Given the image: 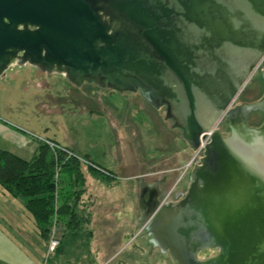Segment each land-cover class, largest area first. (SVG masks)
<instances>
[{"label": "water", "instance_id": "obj_1", "mask_svg": "<svg viewBox=\"0 0 264 264\" xmlns=\"http://www.w3.org/2000/svg\"><path fill=\"white\" fill-rule=\"evenodd\" d=\"M263 57L264 0H0V78L28 64L138 92L193 151L226 114L229 134L213 131L175 202L140 184L148 242L176 264H264V122L245 121L264 114V88L227 110Z\"/></svg>", "mask_w": 264, "mask_h": 264}, {"label": "rangeland", "instance_id": "obj_2", "mask_svg": "<svg viewBox=\"0 0 264 264\" xmlns=\"http://www.w3.org/2000/svg\"><path fill=\"white\" fill-rule=\"evenodd\" d=\"M20 69V66L13 65L6 71L11 78L13 77L14 81L17 80L15 82L17 83V85L15 84V87L9 82L0 83V110L6 112L5 114H8V116H11L13 111L20 115V119L24 123H20V125L23 124L28 126L25 128L29 129L27 132L32 138L47 137L43 133L44 131L40 130L41 126L44 124L47 126L51 125L49 132L47 133L48 136H53L54 133H58L57 136L60 137V135L63 136V134L67 135V132H64L63 130L64 128H71V130L75 129L79 134H76L75 137L78 139L80 148H86L88 152L92 153L94 157L99 160V162L105 165L103 166L100 164L101 166L105 168L110 166L117 170V173L113 171L118 176L114 182H124L123 177H121L123 176V173L117 167L122 165V162L124 163L126 159L131 161L134 156L142 155L145 157L146 154L147 157H149L152 153L153 155L151 158L157 157L155 156L156 150L154 148L156 142L162 143V139L163 147L166 149L165 152L176 149L179 146L182 147V150L184 149V139L182 138L180 131L169 129L167 121L163 124L159 118V125L164 127V134L162 135L158 130V128L161 129V126L154 125L152 119L146 112L138 109H130L134 118L133 124L140 128L141 135L139 138L133 139V142L130 143V147L122 150L117 146L115 133L107 124H105L104 118L99 117L98 113L82 110L81 106L76 107L74 102L76 98L74 91L68 93L65 91L64 83L66 84V82L64 79H60L57 74L53 75V78L49 81L51 88L48 90V93H51L53 98L49 99L44 94L36 93V88L31 81L26 85L24 80H21L23 79L22 77H25L26 73H29V69L25 71ZM258 72H260V69L255 72L257 73V76L260 75ZM257 79L261 88L260 91L256 90V93L259 94L260 92V94H262L263 80H261L260 77ZM248 82L250 83V81ZM254 93L248 92L244 95L241 94V99H251L255 96ZM260 94L257 96H260ZM33 95H35L34 98ZM13 98H18V100L15 101V105H12ZM42 98L43 105L50 107L53 113L49 114L46 109L41 108L40 103ZM112 99L117 103L123 101V98L119 97L117 94L112 97ZM137 99L141 100L143 98L137 96ZM86 105L90 106L88 103ZM60 108L63 110V113L58 115L56 110ZM150 109L153 108L151 107ZM149 112L154 113L153 110H149ZM260 115L261 114H259L258 120L251 117L248 123L257 125V122L259 121L258 125L261 124L263 118H261ZM160 117L163 118L164 113H162ZM50 119H55L57 121L56 127L53 126V124H50ZM225 127L220 130L223 135H227L229 132L228 128ZM193 156L194 152L186 149L185 157L178 159L180 160L178 162L180 165V167H178L179 177L172 186L174 187L173 192L188 190V184L190 183L188 177L189 172L187 173L186 171L183 174V170L185 163ZM135 167L136 166H132L131 168ZM168 189L165 187L166 191ZM131 196L127 193V205L132 202L131 213H124V211L121 210L115 214L117 218L115 220L99 219L95 221L94 219V222L91 224H89V222L88 224L81 225L76 231L75 236L66 231L63 224L56 222L51 227L50 239L48 241L43 240L35 225L34 218L24 207H22L23 212L20 220L21 227L27 230L28 233V236L24 238L29 239L32 245L38 246L41 252L35 255L32 253L36 257L37 263L104 264L106 260H110L111 264H176L175 260H173L167 252L163 253L156 245L152 248L153 243L148 242L147 231L143 223L139 220L141 213L137 207L136 193L134 194L133 191ZM119 208L122 207L118 205V209ZM95 215L96 214L94 213L93 216ZM51 238L57 239L58 241L54 250L49 249ZM59 242L63 245V252L57 251V247L60 244ZM215 251L216 250L213 249L200 251L198 257L207 258V256L214 255Z\"/></svg>", "mask_w": 264, "mask_h": 264}, {"label": "crops", "instance_id": "obj_3", "mask_svg": "<svg viewBox=\"0 0 264 264\" xmlns=\"http://www.w3.org/2000/svg\"><path fill=\"white\" fill-rule=\"evenodd\" d=\"M20 67V70L23 71L29 69V73H26L25 77L21 79L24 80L26 85L31 81L36 88V93L44 94L49 99L53 98L52 94L48 93V90L51 88L49 81L53 78L55 73L42 72L37 67L28 64ZM57 75L60 79L62 78L65 80V91H74L76 97L74 102L76 107L81 106L82 110L98 113L99 117L104 118L105 124L115 133L117 146L122 150L130 147V143L133 142V139L139 138L141 135L140 128L133 124L134 118L130 109H138L146 112L152 119L154 125H159V118L163 124L165 122L163 120L164 117H160L161 114H159L158 109L151 106L144 99H137V96L140 97L138 92L119 93L111 89L101 88L95 84L92 86L90 83H83L81 86L76 87L70 84L63 75ZM16 81H14L13 77L11 78L7 72L5 80L0 78V83L9 82L13 84L14 87L15 84L17 85V83H15ZM116 94L123 98L121 103H117L112 99ZM34 97L35 95H33V98ZM17 100L18 98H13L12 105H15V101ZM87 103L90 106L86 105ZM40 104L41 108L46 109L49 114L53 113L50 107L43 105V98ZM151 107L153 109H150ZM149 110H153L154 113L149 112ZM56 112L60 115L63 113V110L60 108L57 109ZM5 113L6 112L0 110V149L13 152L26 160H30L37 152L38 142L30 137L27 132L29 129L25 128L28 126L23 125L24 123L20 119V115L15 113V111H13L11 116ZM49 121L53 126H57V121L55 119H50ZM20 123L23 124L20 125ZM159 126H161V129L158 128V130L163 135L164 127L162 125ZM50 127L51 125L47 126L44 124L41 126L40 130H43V133L50 139L67 146L75 153L87 156L93 161L103 165L92 153L88 152L86 148H80L78 139L75 137L76 134H79L75 129L71 130V128H64L63 130L67 132V135L63 134V136L60 135L59 137L57 136L58 133H54L53 136L47 135ZM154 149L156 150L155 156L157 157L151 158L153 153L150 154L149 157H147V154L145 157L137 155L134 156L131 161L126 159L124 163L122 162V165L117 167L123 173V176H121L124 179L123 183L117 181L108 182L105 178L97 175L84 166L80 167L83 178L82 185H78V181L75 180L73 174L69 177V179H71V185L73 184V189H82L77 202V209L81 214L90 218L89 224L94 222V219L95 221L99 219L115 220L117 219L115 214L121 210H123L124 213H131L132 202L127 205L128 199L126 196L127 193L131 196L134 191V194L136 193L138 207L141 182L151 184V182L160 181L161 186L164 188L166 187V189L174 185L176 179L179 177L178 167H180V165L178 162L180 160L178 159L185 157L186 148L182 150V147L179 146L176 149L165 152L166 149L163 147L162 139V143L156 142ZM132 166L136 167L131 168ZM108 168L117 173L115 168L110 166ZM118 205L122 208L118 209ZM22 207H24L22 198L11 195L0 184V264H38L34 255L41 253L40 249L38 246L32 245L29 239L24 238L28 236V233L27 230L21 227ZM94 213L96 214L95 216H93ZM32 253H34V255ZM104 264H111V261L106 260Z\"/></svg>", "mask_w": 264, "mask_h": 264}, {"label": "trees", "instance_id": "obj_4", "mask_svg": "<svg viewBox=\"0 0 264 264\" xmlns=\"http://www.w3.org/2000/svg\"><path fill=\"white\" fill-rule=\"evenodd\" d=\"M35 140L38 142L37 152L30 160L0 149V184L11 195L22 198L24 208L34 218L44 241L50 239L51 227L56 222L75 236L81 225L90 222V218L77 209L82 189H73L69 179L73 174L78 185L83 184L81 163L77 158H66L65 152L53 151L47 144ZM93 172L108 182H114L111 177ZM59 243L57 251L62 252L63 245Z\"/></svg>", "mask_w": 264, "mask_h": 264}, {"label": "built area", "instance_id": "obj_5", "mask_svg": "<svg viewBox=\"0 0 264 264\" xmlns=\"http://www.w3.org/2000/svg\"><path fill=\"white\" fill-rule=\"evenodd\" d=\"M264 62V57L262 58L261 60V63L260 65ZM259 65V66H260ZM232 103L228 106L227 110L231 107ZM214 131V128L210 131H207L205 132L204 134H202L200 136V143H199V147L193 151L194 152V156L191 157L190 159H188V161L185 163V166H184V170H183V174L187 171L190 170V168L194 165L198 155L202 154V151H203V145L205 146L206 143H208L210 140H211V134L213 133ZM34 139H38L40 140L41 142L47 144L53 151H56V150H61L63 152H65L67 154L66 158L67 157H75L77 158L81 165H84L85 167L87 168H90L92 169L93 171H97L99 172V174L105 176V177H111L114 180H116L118 178V176L110 171L108 168H105L103 166H101L100 164L96 163L95 161H93L92 159L90 158H87L83 155H80V154H77L75 153L74 151H72L71 149H69L68 147L58 143L57 141L55 140H52L50 138H41V137H33ZM58 170H56V173H55V177L57 178L58 176ZM173 189L174 187H171L170 189H168L164 194L163 196L161 197L160 199V205L164 204V202L171 196V194L173 193ZM57 239H54V238H51L50 242H49V249L50 250H54L55 247L57 246Z\"/></svg>", "mask_w": 264, "mask_h": 264}, {"label": "flooded vegetation", "instance_id": "obj_6", "mask_svg": "<svg viewBox=\"0 0 264 264\" xmlns=\"http://www.w3.org/2000/svg\"><path fill=\"white\" fill-rule=\"evenodd\" d=\"M264 66V62L254 71V73H253V75L251 76V78H250V83L248 82L246 85H245V87L243 88V90L240 92V94L235 98V100L232 102V105H231V107L230 108H233L234 107V105L235 104H238L239 102H240V100H242V101H245V102H251V101H255V100H257V99H259L261 96H262V94H263V92H262V94H260V92H259V94H260V96H257V95H259V94H257L256 93V90H258V91H260V88H261V86H260V84H258V79L257 78H259L260 76H261V71L260 72H258L260 75H256L257 73H255V72H257L259 69H261V67H263ZM40 70V69H39ZM40 71H42V70H40ZM42 72H44V71H42ZM46 73H48V72H46ZM261 80H263L262 78H261ZM70 84H72V85H74L73 83H71L70 81H68ZM249 85V86H248ZM74 86H76V85H74ZM77 87V86H76ZM263 88H264V81H263ZM69 91H67V93H68ZM248 92H252V93H254L255 94V96H253V98H251V99H247V100H243V99H241L242 98V95H244L245 93H248ZM242 94V95H241ZM152 106V105H151ZM229 108V109H230ZM158 111L160 112V110L158 109ZM162 113H164V112H161V114ZM259 114H261L260 116H261V118H263V122H264V114L261 112V111H259V110H253V111H251L249 114H248V116H247V118H246V123H247V125L248 126H250V127H259V126H261L262 124H263V122L261 123V124H259L258 125V122H257V125H254V124H249L248 122L250 121V118L252 117V118H256L257 120L259 119ZM225 115L226 114H224V115H222V117L220 118V120L218 121V123L215 125V127H214V130H216L218 127H219V131L221 130V129H223L224 127H225V125H226V127L225 128H228L227 126H228V120H227V118L225 117ZM228 131H229V129H228ZM221 132V131H220ZM181 134V133H180ZM228 134H229V132H228ZM227 134V135H228ZM227 135H225V136H227ZM67 147V146H66ZM184 148H186V149H188L189 151L191 150L190 149V147H189V145L187 144V142L184 140ZM70 149V148H69ZM73 151V150H72ZM193 151V150H192ZM195 164V163H194ZM194 167V165L190 168V170L192 169ZM189 170V171H190ZM188 171V172H189ZM187 172V173H188ZM188 177H189V174H188ZM154 182H156V181H154ZM153 182V183H154ZM152 183V182H151ZM157 183L159 184V189H160V191H165L166 192V190H165V188L163 187V186H161V184H160V181H157ZM190 183H191V181H190ZM156 190L152 187V188H150V190H149V192H152V193H154ZM164 192V193H165ZM176 192H178V191H175V192H173L172 194H171V196H170V198H171V200L173 201V202H175L176 201V196H175V193ZM163 193V194H164ZM163 196V195H162ZM161 196V197H162ZM161 197L159 198V199H161ZM148 205H149V203H148ZM206 250H208V249H206ZM206 250H204V251H206ZM217 252V250L215 251V253ZM199 254V253H198ZM208 257V256H207ZM199 258V257H198ZM200 259H204V258H200ZM176 262V261H175Z\"/></svg>", "mask_w": 264, "mask_h": 264}]
</instances>
